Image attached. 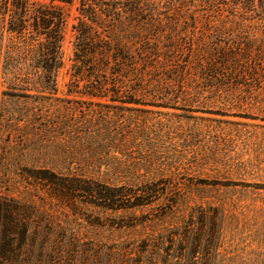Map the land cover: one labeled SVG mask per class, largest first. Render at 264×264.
I'll list each match as a JSON object with an SVG mask.
<instances>
[{
	"label": "rangeland",
	"instance_id": "374dc122",
	"mask_svg": "<svg viewBox=\"0 0 264 264\" xmlns=\"http://www.w3.org/2000/svg\"><path fill=\"white\" fill-rule=\"evenodd\" d=\"M140 3L150 22L98 16L86 42L60 4L55 94L0 72V194L35 212L30 264H264V14Z\"/></svg>",
	"mask_w": 264,
	"mask_h": 264
},
{
	"label": "trees",
	"instance_id": "16d2710c",
	"mask_svg": "<svg viewBox=\"0 0 264 264\" xmlns=\"http://www.w3.org/2000/svg\"><path fill=\"white\" fill-rule=\"evenodd\" d=\"M73 1L0 0L3 83L20 91L28 90L18 87H33L40 89L38 92L42 94L56 93V76L64 66L63 41L67 24L60 4H72ZM202 1L213 3L217 0ZM232 1L243 11L264 14V0ZM79 11L82 18L75 30L83 36V42L88 41L87 34H94L86 21L98 24L97 17L103 16L111 27H118L123 20L142 26L144 21H151L148 13L152 12L144 10L140 0H80ZM3 34L9 35L7 45L3 44ZM80 61L85 63L86 60ZM1 159L0 152V162ZM81 188L88 192L87 187ZM35 217L31 206L0 194V264H30L33 261L36 250L31 225ZM41 249L44 252L45 246Z\"/></svg>",
	"mask_w": 264,
	"mask_h": 264
}]
</instances>
